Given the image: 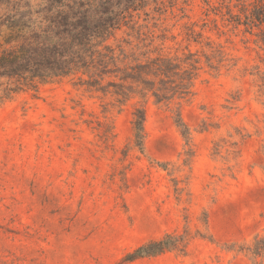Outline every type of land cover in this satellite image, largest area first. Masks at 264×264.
<instances>
[{"label":"rangeland","instance_id":"obj_1","mask_svg":"<svg viewBox=\"0 0 264 264\" xmlns=\"http://www.w3.org/2000/svg\"><path fill=\"white\" fill-rule=\"evenodd\" d=\"M237 5L144 0L134 13L151 49L209 54L188 41L194 31L226 60L216 72L203 64L181 108L188 146L174 108L148 101L139 151L138 100L119 110L78 76L0 106V264H251L241 249L264 234V47L229 21ZM115 39L138 43L124 27ZM186 227L184 253L122 262Z\"/></svg>","mask_w":264,"mask_h":264},{"label":"trees","instance_id":"obj_2","mask_svg":"<svg viewBox=\"0 0 264 264\" xmlns=\"http://www.w3.org/2000/svg\"><path fill=\"white\" fill-rule=\"evenodd\" d=\"M143 4L144 0H0V106L19 92H37L42 85L78 76L88 91L111 98L112 107L119 110L138 100L131 113V129L133 146L139 151L145 139L148 101L174 108V125L188 146L190 132L181 108L192 97L203 64L216 72L226 60L207 39L203 44L201 33L190 30L188 41L209 49V54L199 56L188 48L173 54L151 49L152 41L145 43L148 38L134 21V13ZM236 7V14L228 12L229 21L264 47V0H238ZM123 27L138 43L116 41V32ZM109 135L110 129L104 139ZM191 155L189 149L186 156ZM125 169L119 174L123 185ZM195 236L202 237L199 232ZM193 237L188 227L182 234L167 233L138 247L122 262L184 253ZM241 251L251 264H264V234Z\"/></svg>","mask_w":264,"mask_h":264}]
</instances>
